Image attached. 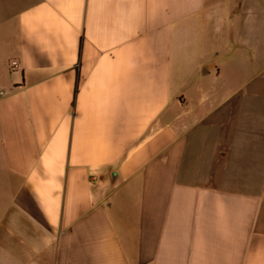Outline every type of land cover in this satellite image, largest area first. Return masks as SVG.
<instances>
[{
  "label": "crops",
  "instance_id": "0c3cea01",
  "mask_svg": "<svg viewBox=\"0 0 264 264\" xmlns=\"http://www.w3.org/2000/svg\"><path fill=\"white\" fill-rule=\"evenodd\" d=\"M263 74L264 0H0V264H264Z\"/></svg>",
  "mask_w": 264,
  "mask_h": 264
},
{
  "label": "rangeland",
  "instance_id": "374dc122",
  "mask_svg": "<svg viewBox=\"0 0 264 264\" xmlns=\"http://www.w3.org/2000/svg\"><path fill=\"white\" fill-rule=\"evenodd\" d=\"M258 86H259V88H257V91H259L260 93L263 94L264 93V74L261 76ZM255 89H256V86H255ZM244 91L245 92H253L254 90H253V87L247 86Z\"/></svg>",
  "mask_w": 264,
  "mask_h": 264
}]
</instances>
